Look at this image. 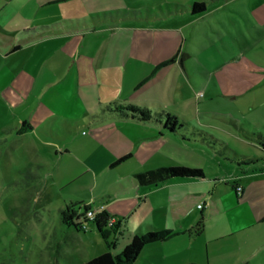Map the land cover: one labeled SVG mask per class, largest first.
Returning a JSON list of instances; mask_svg holds the SVG:
<instances>
[{
    "label": "crops",
    "instance_id": "obj_1",
    "mask_svg": "<svg viewBox=\"0 0 264 264\" xmlns=\"http://www.w3.org/2000/svg\"><path fill=\"white\" fill-rule=\"evenodd\" d=\"M178 1L168 0L169 11L160 13L155 0H0V83L13 74L6 62L14 58L11 68L19 75L27 70L23 79L31 77V102L39 109L71 128L93 114L106 121L112 143L122 147L112 167L131 159L134 150L151 153L144 148L151 140L202 150L214 159V166L208 164L211 177L205 174L203 179L145 186L136 175L163 166L134 172L130 178L139 187L131 199L123 197L127 206L120 204L122 197L116 203L108 195L91 203L73 202L105 207L116 221L108 227L113 248L149 231L177 233L151 244L153 248L145 247L134 264H264V149L259 143L248 138L257 144L258 155L232 156L235 163L246 157L260 161L244 168L233 162L229 166L221 159L223 150H234L186 123L182 115L173 113L185 126L168 132L162 123H140L106 112L107 106L117 103L145 108L153 115H172L167 94L179 102L174 80H182V71L188 69L184 30L206 13L193 15L192 6ZM174 57L173 63L154 73ZM161 87L166 95L160 94ZM99 110L101 114L96 113ZM237 129L264 138L263 131ZM208 145L214 153H208ZM238 187L243 188L241 193ZM134 214L137 220H132Z\"/></svg>",
    "mask_w": 264,
    "mask_h": 264
},
{
    "label": "rangeland",
    "instance_id": "obj_2",
    "mask_svg": "<svg viewBox=\"0 0 264 264\" xmlns=\"http://www.w3.org/2000/svg\"><path fill=\"white\" fill-rule=\"evenodd\" d=\"M193 1L206 2L207 12L184 30L188 69L182 80H174L179 102L168 93L167 104L172 117L182 115L233 149H222L221 159L230 166L235 152L259 154L257 144L237 127L264 133V0L178 2L190 8ZM155 4L160 13L169 11L168 0ZM13 59L6 62L13 74L0 83V264H81L108 250L120 253L131 238L110 249L112 237L106 240L94 223L79 231L62 222V213L73 202L107 195L116 203L120 197L131 199L139 185L130 176L152 166L201 168L211 177L208 164L215 162L202 150L155 140L144 142L151 153L134 150L131 159L112 167L122 147L112 143L110 124L93 114L71 128L39 109L31 102V77L23 79L24 69L16 74ZM160 94L166 95L162 87ZM121 203L127 206L124 198Z\"/></svg>",
    "mask_w": 264,
    "mask_h": 264
},
{
    "label": "trees",
    "instance_id": "obj_3",
    "mask_svg": "<svg viewBox=\"0 0 264 264\" xmlns=\"http://www.w3.org/2000/svg\"><path fill=\"white\" fill-rule=\"evenodd\" d=\"M191 10L193 15H201L207 12V5L205 2H194ZM176 57L160 64L154 73H156L162 67L173 63L176 60ZM106 112L118 114L122 117H127L140 123H162L163 127L168 132H178L183 127L175 116L172 117V115L168 113L153 115L148 109L132 104L123 105L113 103L112 105L107 106ZM249 137L251 140L259 143V145L264 149V138L261 136V134L251 135ZM122 160L123 159L119 160L118 162ZM260 160L261 158L246 157L245 161L242 162L240 161L235 163L233 162L234 159L231 161L236 164L235 166L244 168L254 165ZM204 177L205 173L203 169L186 166H163L147 172L138 173L136 175V179L139 184L145 186L158 185L160 183L175 179H203ZM89 208L90 206L84 203L72 204L71 207L67 209L66 213H62V222L70 227L75 226L79 231H86L83 230L81 224L77 223V221L83 219L84 213ZM111 219V214L105 210L97 216L94 222H92L95 224L99 232L104 235L106 240H108L110 237L108 227ZM85 222L90 223L88 220H85ZM110 227L113 228L114 226ZM199 228L200 226H198L196 229L197 232L200 230ZM176 235L177 233L174 231L166 229L149 231L147 233L134 236L130 243H128L120 253L114 254L108 250L107 252L81 264H134L138 260L145 247L151 244L168 241ZM107 245L109 248L113 247L112 243L107 242Z\"/></svg>",
    "mask_w": 264,
    "mask_h": 264
},
{
    "label": "built area",
    "instance_id": "obj_4",
    "mask_svg": "<svg viewBox=\"0 0 264 264\" xmlns=\"http://www.w3.org/2000/svg\"><path fill=\"white\" fill-rule=\"evenodd\" d=\"M242 187H238L237 188V191L238 193H241L242 192ZM200 207H202L200 205ZM105 211V207L104 206H100L98 208H93V207H90L85 213H84V217L83 219L77 221V223L81 224L83 230H87L88 229V224L89 223H86L85 220H88L90 223L94 222L95 219L97 218V216L99 214H101L102 212ZM116 223V221L112 218L109 222V225L110 226H114Z\"/></svg>",
    "mask_w": 264,
    "mask_h": 264
}]
</instances>
